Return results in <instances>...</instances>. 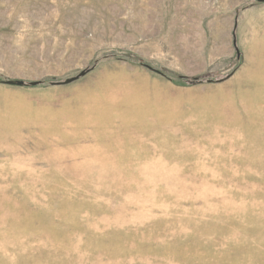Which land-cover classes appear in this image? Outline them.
Wrapping results in <instances>:
<instances>
[{
  "label": "rangeland",
  "instance_id": "rangeland-1",
  "mask_svg": "<svg viewBox=\"0 0 264 264\" xmlns=\"http://www.w3.org/2000/svg\"><path fill=\"white\" fill-rule=\"evenodd\" d=\"M0 264H264V0H0Z\"/></svg>",
  "mask_w": 264,
  "mask_h": 264
},
{
  "label": "water",
  "instance_id": "water-1",
  "mask_svg": "<svg viewBox=\"0 0 264 264\" xmlns=\"http://www.w3.org/2000/svg\"><path fill=\"white\" fill-rule=\"evenodd\" d=\"M150 69H152V70H155V69H153V67H151V66H148ZM81 75H84V73H82V74H80V76ZM80 76H76V77H73V78H70V79H67L65 82H63V83H70V82H72V81H74V80H76L77 78H79ZM8 83H10V84H17V85H24V82L23 81H8ZM37 83V82H36ZM36 83H32V84H36Z\"/></svg>",
  "mask_w": 264,
  "mask_h": 264
}]
</instances>
